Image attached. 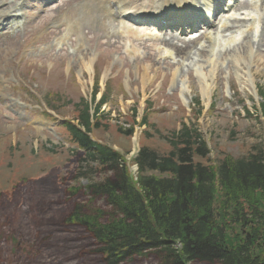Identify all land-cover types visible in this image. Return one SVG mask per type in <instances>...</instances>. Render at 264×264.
<instances>
[{
    "label": "rangeland",
    "instance_id": "obj_1",
    "mask_svg": "<svg viewBox=\"0 0 264 264\" xmlns=\"http://www.w3.org/2000/svg\"><path fill=\"white\" fill-rule=\"evenodd\" d=\"M77 3L79 4V0H64L63 3L49 7L47 13H41L39 18L30 23L28 30L33 32V36L21 51L12 43L22 45L23 33L1 41L0 78L3 79L0 80V264H20L22 261L31 260L34 255L30 244L10 232V209L7 207L19 204L20 208L25 209L27 201L33 195L31 200L46 201L47 212L41 215L49 218V210H66V204L78 201L77 198L73 199L75 197L69 198L73 188L86 187L88 184L87 180L77 178L78 157L72 151L75 145H68L69 137H65V130H57V125H49L43 116L45 108L42 96L47 91H59L77 101L80 95L87 97L92 92L96 76L100 93L105 91V83L111 81V96L104 109L105 112H111L113 119L122 118L119 120L120 125L137 120L139 122L140 118L136 120L135 117L127 115L133 112V108L140 114L146 107L148 125L138 126L141 132L149 129L154 123L158 128L165 129L180 127L183 121L185 124L192 123L191 125L207 139L212 151L211 156L231 154L237 158L255 146L264 145V117L257 112L258 109L264 110V68L258 67L263 77L258 78L255 84L259 94L263 96L262 100L255 94L257 90L246 83L248 77H245V81L242 80L247 70L235 71L231 67L235 56L230 62L229 58L219 62L217 69L221 70V74L215 73L216 91L210 101L212 106L207 111L210 103L203 98L205 91L201 90V78L206 74L204 68L191 61L186 62L184 66H174L173 61L155 56L156 51L150 50L149 42L144 44L141 40L135 43L143 45L140 47L142 56L152 55L147 62L129 60L122 53V42L118 37L105 39L101 29L88 35L92 41L91 52L97 53L94 64L90 63V66L88 58L93 57L88 54L85 56L86 62L78 55L69 57L68 49L58 58H55L57 52L51 53V50L46 49L45 52L38 53L40 49L49 46L53 39L37 45H34V42L47 36H60L63 28L60 31L54 29L55 35H49L46 27L57 19L63 10L72 9ZM112 27L115 29V26ZM27 47L29 51L25 52ZM256 56L259 59V55ZM29 60L31 64L25 65ZM177 61L179 60L174 63ZM252 61L256 64V59ZM12 62L15 66L9 68ZM226 64L228 68L225 74ZM69 67L72 68L67 71ZM145 67L149 68L147 72L153 79L152 82H143ZM176 70L177 76L171 78V74ZM189 74L194 76L192 80H189ZM75 81L79 83L80 91ZM14 82L21 83V86L17 84L13 87ZM182 85L188 86V91L183 92ZM165 91L168 92L163 93ZM231 96L235 102L230 104V109ZM176 99L177 104L174 102ZM197 100L200 107L195 105ZM236 104L241 105L244 111L238 110L239 106ZM182 106H185L187 111L180 112L177 109ZM189 106L193 107L192 112L189 111ZM150 108L156 113L153 114ZM66 112H71V109ZM54 117L58 118L55 114ZM118 125L111 123L109 130L97 132L96 137L99 139L100 134L103 143L116 148L129 158L133 153L134 139L119 135L116 131ZM128 126L129 124L125 127ZM145 142L141 141V147L156 145V139ZM134 169L137 170L135 166Z\"/></svg>",
    "mask_w": 264,
    "mask_h": 264
},
{
    "label": "trees",
    "instance_id": "obj_2",
    "mask_svg": "<svg viewBox=\"0 0 264 264\" xmlns=\"http://www.w3.org/2000/svg\"><path fill=\"white\" fill-rule=\"evenodd\" d=\"M67 128L84 150L87 172L79 168L77 178L90 182L49 218L33 195L25 209L7 207L10 232L34 254L20 264H264L263 148L214 164L202 137L184 129L170 151H141L135 179L109 150L93 153L86 134Z\"/></svg>",
    "mask_w": 264,
    "mask_h": 264
},
{
    "label": "bare ground",
    "instance_id": "obj_3",
    "mask_svg": "<svg viewBox=\"0 0 264 264\" xmlns=\"http://www.w3.org/2000/svg\"><path fill=\"white\" fill-rule=\"evenodd\" d=\"M122 2L123 4L126 2V0H108L107 4H105L104 6V11L110 13V17L113 14V9L110 6V3H113L114 6L117 7V9L119 11H121V18L117 24V26H120V29L118 31H116V33L120 36H118V39L121 40V42L123 43V47L125 49V51H133L135 53V57L134 58H139V54L138 51L135 50L132 47H128L127 45L132 44L131 42V38H135L136 41H139L142 37H148L151 39V41L155 44L156 42L161 43L162 47H164L165 49H159L158 46L154 47V50L156 51V54H159L160 56L166 58H171L174 59L173 56H177V57H185L189 54V51L191 53V47L194 46L196 44L195 41H180V39L173 33H164L163 38H158L160 36H158L157 34H150V33H144L142 31H138L137 29H135V26H142V24L140 22L134 21L133 19L136 17V20L140 17L145 16L146 18L142 19L143 21H147V22H153V25L159 27V31L162 30V25L160 22L155 21V20H148L147 18H154L153 14L156 13L157 16H160L161 20L163 21H171L172 19H176L178 17H183L184 15H187L188 13L185 11L187 9H190L193 5H197L196 4V0H156V3L152 4V5H147L146 2L148 0H134V2H132V6L126 7L124 8V10H122L121 4L118 2ZM104 3V1H98L95 4L89 6V5H84L83 9L85 11H89L90 14L93 15L94 18L96 19H100L101 17H103V15L105 14H101V11L99 10L101 4ZM24 3V2H23ZM264 3V1H263ZM2 4V0H0V5ZM125 5V4H124ZM264 9V8H263ZM137 11H142V14H139ZM166 11H168L169 13V18L168 19H164V14L166 13ZM196 12V10H192L191 13ZM8 13V12H6ZM264 13V10H263ZM19 14L16 15H11L10 14H6L0 17V29L2 28L1 24L4 23L5 21H11L13 20V18H10L12 16H15V20L16 17ZM131 15V16H130ZM233 15V14H232ZM245 16V18H243V20H238L237 18L234 19V22L236 24H242L245 25L246 27H244L245 31V37H244V41L243 43H241L237 49L235 47H231L232 45H234V42H236V37H231V38H227V36H224L225 38H227L228 42L227 44L224 46L227 49H232L231 51L236 52V50H238V56L236 57L235 60V66L234 69H236V71L238 70H249L251 67V60L253 59L254 55H253V47H251V44L253 43V45L256 46V53H258L259 55V59L256 58V64H253L254 66V73H251V75L254 77L255 79V83L256 80L260 77H263L262 74H260V72L258 71V67L260 68H264V53H261V50H264V18L260 19V22H262V26L261 28H259L258 24H257V18L255 17V15H251V14H243ZM264 16V15H263ZM130 20V22H128L126 19L128 18H132ZM158 18V17H156ZM103 19V18H102ZM147 22H143V24H147ZM81 24L84 26L87 24V21H81ZM157 24V25H156ZM17 25V24H16ZM170 27L172 26L171 24L169 25ZM227 28H230L229 24L226 26ZM232 28H235L234 26H232ZM104 29V28H103ZM102 29V30H103ZM85 30V29H84ZM239 30V29H238ZM259 30H261L260 32V36L257 39V41L255 40V38H253V35L258 33ZM197 31H190V34H195ZM238 32V31H237ZM237 32H233V35H235ZM230 34V33H229ZM161 35V36H162ZM204 35L205 38L207 39V41H209L208 43V48H210V52L212 51V49L217 46V42H219L217 39H214L213 36L211 35V33H205ZM232 35V34H231ZM179 40V42H181L182 44L179 45L178 43H176V41ZM157 45V44H156ZM199 46H202V44H199ZM174 52V54H173ZM200 56H203V53H199ZM91 62H93L94 64V60L91 59ZM207 64H209V59L206 61ZM72 67H69L67 69V71H70ZM149 68L145 67L143 70V75H142V79L143 82L149 81L152 82L153 79L149 77ZM248 74L245 73V76H247ZM166 78V76H165ZM240 80V79H239ZM242 80H244V78H242ZM202 81V87L201 90L205 91L206 93L204 94V97L206 98V96H208L209 93H212L215 89V85L212 87L210 86V83L208 84L207 81V77L203 76L201 78ZM245 81V80H244ZM144 86V85H143Z\"/></svg>",
    "mask_w": 264,
    "mask_h": 264
}]
</instances>
